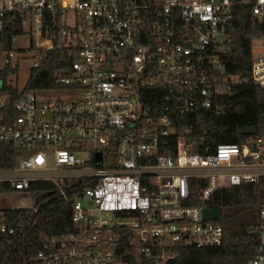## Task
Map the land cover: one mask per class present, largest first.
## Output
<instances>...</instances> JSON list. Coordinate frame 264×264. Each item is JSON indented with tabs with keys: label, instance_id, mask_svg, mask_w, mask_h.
I'll list each match as a JSON object with an SVG mask.
<instances>
[{
	"label": "built area",
	"instance_id": "2783aa9c",
	"mask_svg": "<svg viewBox=\"0 0 264 264\" xmlns=\"http://www.w3.org/2000/svg\"><path fill=\"white\" fill-rule=\"evenodd\" d=\"M232 6L231 0H0V73L7 66L18 72L31 58L36 66L56 40L74 48L57 89L29 91L13 102L0 94V142L22 152L13 167L0 169V185L11 189L0 194V206L30 207L33 196L24 193L33 181H49L72 199L73 230L47 241L36 264H127L121 246L135 264L143 256L165 264L176 246L223 243L222 225L203 218L208 207L191 202L192 188L206 201L218 189L264 180V133L240 145H212L203 126L230 94L222 57ZM251 11L263 16L264 0H253ZM19 36L29 38L27 49L14 48ZM16 74L6 80L21 89ZM250 75L264 90L263 37L252 39ZM13 232L0 220V233ZM252 232L259 244L249 264H264V203Z\"/></svg>",
	"mask_w": 264,
	"mask_h": 264
},
{
	"label": "trees",
	"instance_id": "16d2710c",
	"mask_svg": "<svg viewBox=\"0 0 264 264\" xmlns=\"http://www.w3.org/2000/svg\"><path fill=\"white\" fill-rule=\"evenodd\" d=\"M231 1L228 47L222 57L225 65L222 76L228 79L230 94L224 97L220 114L208 112L203 119V126L208 131L206 140L212 145L221 142L242 144L249 136L240 133L244 126H255L253 136L264 133V90L252 82L250 75L251 42L254 38H264V15H253V0ZM12 33L9 28L3 34L7 48H10ZM73 51L71 45L56 40L52 48L40 52L37 65L29 69V77L21 89L6 80L10 73H17V66L5 67L0 73L4 78L0 94H8L13 102L29 91L41 93L57 89L58 79L70 73ZM21 156L19 148L0 142V169L13 167ZM2 192H11L6 183L0 185V194ZM29 193L33 197L28 208L0 206V220L14 229L12 234L0 233V264H36L35 256L47 241L73 230L70 197L68 201L62 198L49 181L31 182L24 194ZM191 195L193 204L221 210L216 221L224 231L223 243L202 249L176 246L173 248L174 257L165 264H249L259 244L252 231L257 224L259 208L264 203V180L218 189L206 201H199L195 187ZM34 205L37 208L33 209ZM122 250L126 255L121 260L135 264L134 255L129 253L127 246H121ZM141 259L142 264H154L148 257Z\"/></svg>",
	"mask_w": 264,
	"mask_h": 264
},
{
	"label": "rangeland",
	"instance_id": "374dc122",
	"mask_svg": "<svg viewBox=\"0 0 264 264\" xmlns=\"http://www.w3.org/2000/svg\"><path fill=\"white\" fill-rule=\"evenodd\" d=\"M30 40L26 36H19L15 39L13 42V46L15 49L24 48L27 49L29 47ZM36 62L34 58H31L29 60H25L23 62L14 78L12 80L16 81L19 87H23L26 84V81L29 77V69L33 64ZM2 85V82L0 80V86ZM50 97H63L64 95H59L58 93H49ZM65 97V96H64ZM18 199L17 194H14L12 197V201L15 202Z\"/></svg>",
	"mask_w": 264,
	"mask_h": 264
},
{
	"label": "water",
	"instance_id": "95a60500",
	"mask_svg": "<svg viewBox=\"0 0 264 264\" xmlns=\"http://www.w3.org/2000/svg\"><path fill=\"white\" fill-rule=\"evenodd\" d=\"M255 130V126H244L240 129V133L242 135H251L255 132ZM202 213L204 219H217L221 216V210L219 208H205Z\"/></svg>",
	"mask_w": 264,
	"mask_h": 264
}]
</instances>
